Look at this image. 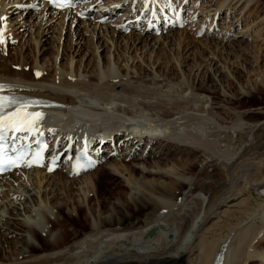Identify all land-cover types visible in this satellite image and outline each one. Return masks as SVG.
I'll list each match as a JSON object with an SVG mask.
<instances>
[{
    "label": "bare ground",
    "instance_id": "bare-ground-1",
    "mask_svg": "<svg viewBox=\"0 0 264 264\" xmlns=\"http://www.w3.org/2000/svg\"><path fill=\"white\" fill-rule=\"evenodd\" d=\"M105 1L103 4L106 6L102 8L115 5L114 0ZM133 1H137L138 9L142 4L139 9L142 13L147 10V3L153 2L132 0L123 12V19L127 21H122V24L135 19L134 24H140L139 16L132 17V11L135 13L137 10L132 9ZM242 1L237 0L234 5ZM252 1L244 0V3L248 5ZM35 2L38 3L35 0L33 4ZM96 2H88L86 9ZM38 4L42 7L43 19L48 15L52 18L64 17L69 12L54 11L44 3ZM154 6L157 15L164 18L163 8ZM149 17L148 13L143 22L149 34L137 35L132 45L129 48L124 46L122 52L119 50L117 31L113 30L117 38L116 41L112 39L118 51L116 66L111 68V56H105L102 59L103 69H98L99 63L91 72L86 66L83 71L86 77L83 79L78 77L81 66L71 60V64L61 65L56 58H52L51 65L47 61L39 65L35 58L32 60L33 68L39 75L31 73L29 65L32 62L26 55L19 54L18 60H11L10 53L4 52L6 48L10 49L7 39H1L4 22L0 19V86H3L0 96L15 98L20 108H23V98L48 99L62 104L64 107L58 110L42 107L44 112L39 125L45 128L47 137L51 138L53 133L56 135L50 144V155L70 149L62 157L61 172L49 174L45 167L16 170L11 175L0 177V264H214L226 243L223 264H264V248L260 247L264 240V154L241 155L230 164L229 153L217 151L214 142L202 140L195 127L191 130L184 127L182 121L175 122L179 128L169 133V124L173 122L170 120L176 116H179L177 120L191 118L192 121H201L204 118L193 113L194 106L190 102L178 100L167 105L164 100L156 104L142 100L136 104L133 98L146 96L147 93L140 92L129 83L121 86V92L113 93L114 87L131 75L132 70L129 72L119 64L123 56L128 54L130 57L131 51L137 55L142 50L139 49L140 44H144L143 50H146L154 42V46L162 50L163 42L169 41L168 35L154 36V30L147 25ZM140 33L143 34V31ZM36 45L38 47L39 40ZM94 46L95 59L99 61L97 53L100 46ZM129 60L125 62L129 64ZM19 66L20 71L17 70ZM140 74L132 79L140 81L143 77ZM170 77L168 81L171 82ZM190 78L191 72L187 75V82L181 81L180 87L184 91L204 93L208 89L205 78L200 80V88L191 86ZM152 79L157 84L165 81L154 73ZM189 110L194 115H186ZM145 112L151 114L147 116ZM80 114L90 120H82ZM104 129L111 130L110 135L115 134V140L112 139L114 144L101 146L99 163H105L111 176L121 179L126 175L127 180L123 181V188L115 190L116 206L97 213L90 205V197L100 195L103 179L93 171L80 176L71 175L70 170L75 168H71V162L65 159L81 145L83 136L89 137L87 149L92 142L96 147L101 145L105 139ZM142 142H157L159 145L155 154L165 157V163L140 158L132 164L133 168L130 165L127 167V158L133 150L137 152ZM119 149L125 150L127 156L122 158V163H110L115 160ZM179 153H188V160L180 165L172 164L176 159L171 156ZM203 154L223 159L220 163L217 160L213 163L217 170L214 176L220 181L217 191L209 190L211 184L197 182V177L207 174L208 168H205L199 176L195 175L198 165L204 163L199 157ZM167 163L173 165L171 171L163 169ZM136 169L138 172H135ZM208 178L214 183L218 181L215 182L217 178L212 176ZM63 198L66 200L62 201ZM127 202L133 205L134 212L149 210L141 223H127L134 215ZM97 207H100L99 203ZM84 208L94 215V220L89 231L81 235L79 229L83 225L78 217ZM63 209L68 210L69 219L63 218ZM230 215L236 220L234 227L221 237L219 224L222 225ZM218 238L220 240L216 241Z\"/></svg>",
    "mask_w": 264,
    "mask_h": 264
},
{
    "label": "rangeland",
    "instance_id": "rangeland-1",
    "mask_svg": "<svg viewBox=\"0 0 264 264\" xmlns=\"http://www.w3.org/2000/svg\"><path fill=\"white\" fill-rule=\"evenodd\" d=\"M34 1L0 0V16L4 22L1 39H7L10 49L6 48L4 52L6 54L10 53L11 60H18L19 54L26 55L32 62L29 66L31 73L34 74H36V69L33 68L34 61L32 60L37 59L39 65L44 61L51 65V59L56 58L58 64L61 65H66L71 60L78 67L81 66L78 77L83 79L86 77L83 72L86 66L87 71L90 72L93 71L96 63L100 65L99 70L103 69L102 59L105 56L109 58L111 56V68L116 66L118 51L112 42L116 31L120 52L124 50V46L129 48L133 43V38H136L137 35L145 36V34H149L146 33L147 31L150 32L145 29V26L140 31L132 30L129 32L122 29V26H124L122 21L123 23L127 21L123 19V12L129 7V4L125 3L126 0H114L115 5L112 4L107 12L102 11L105 8H102L105 5L103 3H106V1L95 0L97 2L93 4V7L87 13V18H80L75 11H70L64 17L60 15L52 18L48 15L44 16V19L41 17L43 15L41 14L42 8L35 5L38 4L37 2L33 4ZM236 1L163 0L164 5L170 3L177 8L179 5H184V26L182 28H170L163 34H153L156 37L168 35L169 41L163 42L161 46L163 51L159 50L158 46H154L153 42L149 44L150 46H147L146 50H143L145 48L144 44H140L139 49L142 50L137 55L131 51L130 54L132 55L130 57L128 54L125 57L123 56L120 59V66L129 69V72L131 70L133 72L131 71V75L125 81H122L120 85L114 87L115 91L113 92H121V86L129 83L136 86L140 92L147 93L146 96H135L133 99L136 104L142 100L152 104L165 101L167 105L178 100L180 102H190L194 106L195 111L192 110L193 113L202 116V118L204 116V118L201 121L197 120V122L192 121L191 118L177 120L179 116H176L170 120V122H173H169V133L171 134L179 128V124H175L181 121L185 124L183 126L188 127V129L192 130L195 127L203 138L202 140L214 142L218 147L217 151L229 153L228 157L229 160L231 158V162L226 161L230 164L241 155L258 153L262 156L264 154V0H254L251 3L249 2L248 5L243 0L235 6ZM88 2L91 3L94 0ZM121 3L125 6H122ZM2 9H5L4 12ZM146 13L149 12L146 10L142 13L137 9L135 13L132 11V17L137 16L138 18L139 16L138 19L141 24L145 22L142 19ZM176 16L175 20H172L165 15L166 22L164 24L169 22L175 24ZM74 17L76 18L73 19ZM103 18L104 20H102ZM134 21L126 24L137 26ZM103 24H107L106 27ZM141 31L144 35L140 33ZM37 40H39L38 47L36 45ZM94 45L100 46L97 53L99 61L95 59ZM121 47L123 48L121 49ZM57 52H59L58 55ZM127 60H129V64L125 62ZM132 66L135 68L130 69ZM17 70L20 71L21 67H17ZM145 72L146 74H144ZM189 72H191L189 80L191 86L200 88V80L206 79V89H208L204 93H192L189 90L184 91V88L181 89V84L184 81L187 82L186 78ZM140 73L143 76L140 81L137 82L132 79V77L140 76ZM153 73L161 80L165 78V81L157 84L152 79ZM169 77L172 80L171 82L168 81ZM16 87L21 88L20 86ZM210 110L212 111L210 112ZM192 111H187L186 115L188 113L189 115L193 114ZM145 114L149 116L151 113L145 112ZM111 142L112 140L108 142V145L114 144V142ZM158 145L157 142L151 144L142 142L136 153L134 150L130 153L127 163H125L126 166L133 168L132 164L140 158H148L150 162L154 160L155 162L165 163L163 161L165 157L155 154ZM118 146L120 145L118 144ZM123 149H119V152L115 153V160L110 163L123 162L122 160L127 156ZM212 156L204 154L199 156L202 157L201 160L204 163L198 165L195 175L199 176L202 170L208 168L205 172L207 174H204L205 176L201 174L202 178L197 177V182L211 184L209 190L214 189L213 191H217L218 182L220 181L217 176H214L217 170H215V164L213 163L216 160L220 163L223 159L216 155ZM171 157L176 159V162L173 160L172 164L178 163L180 165V163L188 160L189 154L182 153L181 155L179 153ZM171 157L168 158L171 159ZM159 159L161 160L159 161ZM105 167V163H102L94 169L95 171L92 170L95 175L103 179V182H100V195L90 197V205L97 210V213L116 206L115 190L123 188V181L127 180L126 175H123L124 178L121 179L111 176L108 173L109 170ZM167 167L162 168L170 171L173 169L171 164H168ZM56 172H61V169ZM209 176L217 178L214 179L215 182L218 181L214 183L208 178ZM64 200L66 199L63 198L62 201ZM67 202V205H69V201ZM98 203L100 204L99 208L97 207ZM127 204L128 209L134 214L133 217L127 220V223H141L149 210L144 209L143 212H134L133 205L128 202ZM62 216L69 219L67 209L62 210ZM93 216L90 211H87V208L80 212L78 218H80L81 225H83L80 227L81 230L79 229L81 235L89 231L94 220ZM230 216H228L230 219L227 217L222 225L219 224L222 230L221 237L224 236V232L228 233L234 227L236 220L234 216ZM69 229L71 230V228ZM220 238L216 241H219ZM260 247L264 248V240Z\"/></svg>",
    "mask_w": 264,
    "mask_h": 264
},
{
    "label": "snow or ice",
    "instance_id": "snow-or-ice-1",
    "mask_svg": "<svg viewBox=\"0 0 264 264\" xmlns=\"http://www.w3.org/2000/svg\"><path fill=\"white\" fill-rule=\"evenodd\" d=\"M53 3H55V5L57 7H65V6H68L66 3H57L56 0H52ZM2 19V18H0ZM3 86H0V88H2ZM38 117H39V114H36ZM32 116V114H25L23 117H20L19 118V123L20 124H24L26 123L30 117ZM39 118H42V117H39ZM11 118H5L4 116L0 115V130H3L4 128H8V127H13L15 126L14 123H9L8 121L10 120ZM17 130H23V128L21 127H18ZM2 163V162H0Z\"/></svg>",
    "mask_w": 264,
    "mask_h": 264
},
{
    "label": "water",
    "instance_id": "water-1",
    "mask_svg": "<svg viewBox=\"0 0 264 264\" xmlns=\"http://www.w3.org/2000/svg\"><path fill=\"white\" fill-rule=\"evenodd\" d=\"M215 264H220L219 262H215Z\"/></svg>",
    "mask_w": 264,
    "mask_h": 264
}]
</instances>
